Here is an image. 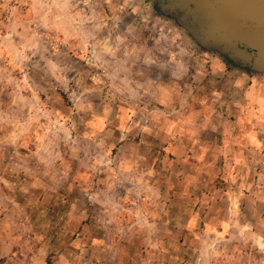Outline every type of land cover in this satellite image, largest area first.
I'll list each match as a JSON object with an SVG mask.
<instances>
[{
    "label": "rangeland",
    "instance_id": "rangeland-1",
    "mask_svg": "<svg viewBox=\"0 0 264 264\" xmlns=\"http://www.w3.org/2000/svg\"><path fill=\"white\" fill-rule=\"evenodd\" d=\"M257 84L150 0H0V264H264Z\"/></svg>",
    "mask_w": 264,
    "mask_h": 264
},
{
    "label": "water",
    "instance_id": "water-1",
    "mask_svg": "<svg viewBox=\"0 0 264 264\" xmlns=\"http://www.w3.org/2000/svg\"><path fill=\"white\" fill-rule=\"evenodd\" d=\"M201 46L264 74V0H155Z\"/></svg>",
    "mask_w": 264,
    "mask_h": 264
},
{
    "label": "crops",
    "instance_id": "crops-1",
    "mask_svg": "<svg viewBox=\"0 0 264 264\" xmlns=\"http://www.w3.org/2000/svg\"><path fill=\"white\" fill-rule=\"evenodd\" d=\"M254 85L250 86L244 93L245 95L244 107L248 111L244 115L240 116L241 122H249V117H251V119L252 117L259 118V116H261L260 113L264 112V85L263 84H257V86ZM252 106L254 108H257V110L256 111L253 110V113H249V107ZM232 140L236 142L237 137L235 138L232 137Z\"/></svg>",
    "mask_w": 264,
    "mask_h": 264
},
{
    "label": "flooded vegetation",
    "instance_id": "flooded-vegetation-1",
    "mask_svg": "<svg viewBox=\"0 0 264 264\" xmlns=\"http://www.w3.org/2000/svg\"><path fill=\"white\" fill-rule=\"evenodd\" d=\"M151 2H152V4L154 5V8H155V10L158 12V14H160V15H163V16H166V17H168V18H171V19H173V20H175V22H176V24L180 27V28H182L186 33H187V31L180 25V23L178 22L179 21V18H177V17H175V16H173V15H170V14H167V13H165L161 8H160V6H159V4H158V2H156L155 0H150ZM188 34V33H187ZM188 36L200 47V48H202L205 52H208V53H217L218 55H220V56H222V57H224L225 58V60L226 61H229V62H231L233 65H235L236 67H238V68H241V69H243V70H246V71H250V72H253V71H251L250 69H248V68H243V67H240L239 65H237L236 63H234V61L228 56V55H226V54H223V53H221L220 51H218V50H216V49H214V48H212V49H209V48H205V47H203V46H201L198 42H196L189 34H188Z\"/></svg>",
    "mask_w": 264,
    "mask_h": 264
}]
</instances>
